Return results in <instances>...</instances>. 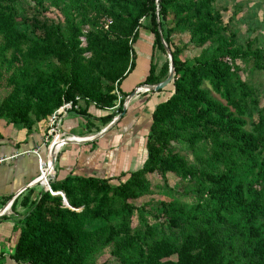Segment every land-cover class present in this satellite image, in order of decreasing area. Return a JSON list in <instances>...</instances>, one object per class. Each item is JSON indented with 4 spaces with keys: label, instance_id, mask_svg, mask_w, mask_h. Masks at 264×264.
Instances as JSON below:
<instances>
[{
    "label": "trees",
    "instance_id": "1",
    "mask_svg": "<svg viewBox=\"0 0 264 264\" xmlns=\"http://www.w3.org/2000/svg\"><path fill=\"white\" fill-rule=\"evenodd\" d=\"M84 1L71 0L73 13L62 9L65 26L43 16L45 0L35 1L34 9L42 10L34 13L31 8L30 18L24 19L33 28L29 33L19 31L15 10L21 0H0V87L8 91L3 104L13 112L12 124L31 130L32 99L55 103L51 113L65 101L76 106L77 97L100 109L115 106L114 92L95 98L81 81L76 13L97 23V17L85 12ZM212 2L105 0L109 7L104 12L113 19L104 31L107 39L115 38L111 55L121 63L131 54L136 57L134 45L142 28L154 36L153 49L166 54L163 36L174 57L172 93L154 107L141 167L115 177L69 175L51 182L72 208L61 195L43 192L19 221L12 254L16 264H113L97 259L105 249L114 264H264V105L240 76L237 60L246 54L234 27L221 26ZM185 30L202 48L193 60L183 59L173 40ZM96 55L99 63L102 55ZM152 58L139 86L161 83L168 76L169 60L157 73L154 53ZM136 59L116 79L117 87L135 69ZM252 59L254 69L264 70V48ZM23 89L27 97L21 100ZM5 112L0 108V118ZM80 113L90 116L88 107ZM115 116L109 113L102 121L107 125ZM153 174L159 178L156 184ZM159 190L169 199L134 203ZM137 210L154 223L133 230Z\"/></svg>",
    "mask_w": 264,
    "mask_h": 264
},
{
    "label": "crops",
    "instance_id": "2",
    "mask_svg": "<svg viewBox=\"0 0 264 264\" xmlns=\"http://www.w3.org/2000/svg\"><path fill=\"white\" fill-rule=\"evenodd\" d=\"M153 43L152 33L142 28L134 45L136 69L121 83L122 92L131 95L135 91L134 88L145 80L149 74L153 53L157 65ZM140 68L142 74L136 78L137 75L134 74L138 73ZM159 71L157 70V73ZM141 94L135 93L126 109L121 112L122 117L111 124L118 117L115 116L106 127L102 124V117L115 112L118 104L113 108L100 109L95 103H87L85 106L88 107L91 124L96 128L100 126L96 132L90 134L86 116L77 109L70 111L62 126L68 134L90 138L108 126L111 127L97 139L66 144L58 154L56 176L52 181L63 180L69 175L115 177L122 172L141 167L147 157V135L152 122V112L159 103L158 99H150V94ZM84 104L85 100H81L77 106L83 107ZM46 133L47 124L39 123L28 131L14 124L0 123V261L4 264L14 261L12 254L21 232L19 221L33 209L34 203L46 190L43 189V184L37 182L40 175L39 157L34 152L35 149H41V154L44 153ZM48 154L47 152L45 158Z\"/></svg>",
    "mask_w": 264,
    "mask_h": 264
},
{
    "label": "rangeland",
    "instance_id": "3",
    "mask_svg": "<svg viewBox=\"0 0 264 264\" xmlns=\"http://www.w3.org/2000/svg\"><path fill=\"white\" fill-rule=\"evenodd\" d=\"M35 1L38 0H21L20 4L16 7L15 14L18 18L19 23V31L20 32H32V27L27 25L24 22V19L30 18L31 13L38 12V10H42L39 6L37 10L34 9ZM71 0H45L44 5L47 10L41 11L44 17L52 19L55 23H60V25L65 26V17L66 13L63 12L62 9H67L66 12H72L73 8H71ZM84 5L86 7V11L88 15L97 17L95 20L97 23L94 25L90 22H86L82 20L81 15L76 13L77 18V47L75 50L78 55V60L81 62L82 67L84 69L83 74L81 75V81L84 85V89L87 93H91L92 97L99 98L103 95H110V93L114 92L116 95V104L117 108L115 109V115L119 116L122 113V109H126L127 107V97L123 95V92L120 87H117L116 79L123 76L129 69L131 63L135 61L136 57L134 55H129L128 59H124L123 63L118 61L117 58L111 55L113 50L112 46V39L114 37L110 36V39L106 38V34L104 31L109 28L111 23L113 22L112 17H109L105 14L104 9L109 7L108 3H105V0H85ZM70 6V7H69ZM95 7H100L101 12L98 11ZM33 8V11L31 10ZM212 8L215 13L220 16V23L221 26H226L228 24H232L236 33H237V40L240 45H242L246 56L244 58H239L237 60L238 65L240 66V76L244 81L254 87V94L255 96L260 99V106L264 105V70H256L254 69V60L252 59L253 56L260 50L264 48V0H214L212 2ZM71 9V10H70ZM77 12V11H76ZM143 24H150V19H143ZM39 34L37 37L41 35V31H37ZM174 43L177 44L182 49L181 57L183 59L193 60L196 56H198L202 52L201 46L196 43L192 42L191 33L188 30L184 32H180L175 34ZM30 42L25 44L24 48L27 49L30 47ZM103 48H108L103 53L100 51ZM156 61L158 65V71L160 70L162 63L168 59L167 53L165 54L162 49H156ZM97 53L101 54L102 57L100 58V62L98 63ZM11 57V56H9ZM133 60V61H132ZM142 66V63H141ZM44 68V67H43ZM136 69V68H135ZM134 69V71H135ZM126 70V72H125ZM133 72V71H132ZM131 72V73H132ZM142 74L141 68L139 69L138 73L134 74L136 78L138 75ZM133 75V76H134ZM169 76V73H168ZM168 76L163 80L165 81ZM130 77V75L128 76ZM127 77V78H128ZM162 81V82H163ZM124 82V81H123ZM172 82V81H171ZM171 82L168 83L163 88L157 91H151L150 89L146 92L142 93L146 95L150 94V99H158L157 101L166 100L172 93V85ZM141 87V86H138ZM137 87V88H138ZM143 87H147L143 85ZM113 89V90H112ZM134 90H136L134 88ZM133 90V91H134ZM132 91V92H133ZM8 91H4L2 86L0 87V108L6 110L5 114H3L0 118V123H7L12 124V110L10 108L4 107L3 98L6 96ZM141 94V95H142ZM211 95L215 98H218L213 91H211ZM21 100L27 97L26 91L23 89L19 93L18 96ZM157 97V98H156ZM81 100H84L80 97ZM81 100H77V103ZM157 102V103H158ZM87 103H95L91 100H85V104L83 107H78L77 110L84 109ZM129 103V101H128ZM98 107H101L100 105ZM55 108V103L49 101V104L45 105L39 102L36 99L31 100V107L29 112V117L33 119L32 127L38 125L39 123L47 124L48 115L52 112ZM105 109V108H104ZM48 111V115L44 117L42 111ZM76 110V109H74ZM81 110V111H82ZM80 111V112H81ZM79 112V113H80ZM82 114V113H81ZM85 116V114H82ZM88 121V133L96 132L97 128L91 124L90 117H85ZM104 127L106 125L102 123ZM18 127H22L19 125ZM101 131V130H99ZM1 135V134H0ZM71 136H75L69 134ZM80 136V135H79ZM91 136V135H86ZM81 137H84L81 135ZM48 145L44 146V153L42 157L45 158L46 151ZM59 153V152H58ZM58 157V154H57ZM47 159V157L45 158ZM44 159V162L46 160ZM56 163L55 161L54 170L55 175L52 176V180L56 176ZM54 174V173H53ZM171 182L174 184L176 179L172 175V173L168 174ZM152 183H157L159 178L157 174H153L150 176ZM50 181V183L52 182ZM43 184L41 181H39ZM119 180H114L113 183H118ZM43 189H46L44 186ZM44 191V190H43ZM47 191V189L45 190ZM44 191V192H45ZM50 192V191H49ZM162 190L156 191L151 196L143 197L138 200H134V203L137 206H142L143 203L149 201L151 198L155 199H169L165 194L162 193ZM51 193V192H50ZM147 223L153 224V219L149 214L142 212L140 210L135 211L132 219V229L133 230H141L144 229ZM159 229V228H158ZM97 259L99 262L108 261L110 263H115L114 258L112 257L110 250L105 249L97 255ZM176 259V257H173ZM5 262V261H4ZM11 264H16L15 261L10 262ZM0 264H4L0 261ZM9 264V263H7Z\"/></svg>",
    "mask_w": 264,
    "mask_h": 264
},
{
    "label": "built area",
    "instance_id": "4",
    "mask_svg": "<svg viewBox=\"0 0 264 264\" xmlns=\"http://www.w3.org/2000/svg\"><path fill=\"white\" fill-rule=\"evenodd\" d=\"M147 90H149L148 87L141 86V87L136 88L135 92L137 94H140V93L146 92ZM76 99L81 100L80 97H77ZM127 104H128V101H127ZM74 109H78V106L77 105L75 106L73 101H65L62 106L57 108L53 113H51L48 116V118H47V133H46V137L44 139L43 146L46 147L48 145V147H50L52 140L56 137H60L62 141L65 139H69L71 137H74V136H71L68 133H66L62 128L64 120L68 117L70 111H72ZM66 144H68V141H66ZM40 151H41V149H35L34 150V152L39 157V170H40V175H41L43 173V164H42L43 163V157H42V154ZM12 157H14V156H12ZM12 157H10V158H12ZM51 177L52 176L49 177V180L47 182V186H45V185L44 186L46 187L47 191H50L54 195V191L52 190L51 185H49V184H51L50 183V181L52 180ZM38 179H39V177L37 178V180Z\"/></svg>",
    "mask_w": 264,
    "mask_h": 264
},
{
    "label": "water",
    "instance_id": "5",
    "mask_svg": "<svg viewBox=\"0 0 264 264\" xmlns=\"http://www.w3.org/2000/svg\"><path fill=\"white\" fill-rule=\"evenodd\" d=\"M160 32H161V28H160ZM161 40H162V43H163V45L165 47V51H166V53L168 55V60H169V76H168V78L165 81H163L161 83L154 84V85H146L151 91H157V90L163 88L164 86H166L168 83H170L173 80V77H174V74H175L174 57H173V54H172L171 47H169V45L166 43V41H165V39H164L163 36L161 37ZM135 93H136L135 91L133 93H131V95H129L127 97V101H130L131 98L135 95ZM122 115H123V113L121 115H119L117 118H115L114 121L111 124H114L118 119H120L122 117ZM110 127H111V125L108 126L107 128H105L103 131H101V133H99L98 135H96L94 137H90V138L85 139V140H81L79 142H87V141H91L93 139H97L102 134H104V132H106ZM74 141H77V140H69L68 143L74 142ZM37 182H39V180ZM49 185H51V184H49ZM55 194L56 195H61L62 198H63V203L66 206L71 207L70 204H69V202H68V200H67L66 195L62 191H57Z\"/></svg>",
    "mask_w": 264,
    "mask_h": 264
},
{
    "label": "bare ground",
    "instance_id": "6",
    "mask_svg": "<svg viewBox=\"0 0 264 264\" xmlns=\"http://www.w3.org/2000/svg\"><path fill=\"white\" fill-rule=\"evenodd\" d=\"M89 137H78V136H74V137H71L69 139H65V140H61L60 137H56L52 140V143L50 145V147L47 148V152L49 153L48 154V157L46 160V162H44V159H43V173L39 176V181H41L43 183V185L47 186V182L49 180V177L50 176H53L55 174V170H54V165H55V161H56V158H57V154L58 152L66 145V141H69V140H77V141H81V140H85V139H88ZM53 171V172H52ZM54 173V174H53ZM56 192H54V195Z\"/></svg>",
    "mask_w": 264,
    "mask_h": 264
}]
</instances>
